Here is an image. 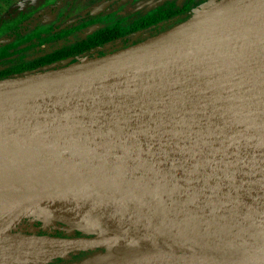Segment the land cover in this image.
<instances>
[{"label":"water","instance_id":"obj_1","mask_svg":"<svg viewBox=\"0 0 264 264\" xmlns=\"http://www.w3.org/2000/svg\"><path fill=\"white\" fill-rule=\"evenodd\" d=\"M203 10L139 44L0 79V216L81 232L66 239L108 236L75 251L105 247L83 264L129 249L173 264H264V13L155 46ZM201 41L212 48L171 75L137 79Z\"/></svg>","mask_w":264,"mask_h":264},{"label":"trees","instance_id":"obj_2","mask_svg":"<svg viewBox=\"0 0 264 264\" xmlns=\"http://www.w3.org/2000/svg\"><path fill=\"white\" fill-rule=\"evenodd\" d=\"M196 1L139 0L132 9L122 15V38L119 42L112 39V36L117 34L114 28L119 26L96 28L87 36L75 33V29H78L75 26L87 24L88 18L79 19L59 31H54L49 22L48 28H13L8 31V28H0V79L59 68L79 58L103 56L139 44L194 16L195 12L185 13V9ZM63 7L62 5L60 8ZM131 15L136 18L132 19ZM57 17L55 15V18ZM88 30L90 32L92 29ZM68 34L74 35L72 41L68 42L63 37ZM17 60L18 63H14ZM8 61L11 62L9 67L4 66ZM28 232L34 233V229L29 228ZM72 234L79 235L81 232L70 229L65 236ZM104 249L105 247H98L79 251L70 258H57L49 264H83L98 258Z\"/></svg>","mask_w":264,"mask_h":264},{"label":"bare ground","instance_id":"obj_3","mask_svg":"<svg viewBox=\"0 0 264 264\" xmlns=\"http://www.w3.org/2000/svg\"><path fill=\"white\" fill-rule=\"evenodd\" d=\"M248 13L250 16L264 13V0H225L223 2H219L203 10L190 22L180 26L166 36L161 37L157 41L158 45L155 46L163 49L168 47L169 50H173L175 46L179 44L181 45L185 41L197 42L200 35L209 31V29H211L212 26H215L219 21L226 20L228 16L246 17L248 16ZM244 27L245 26H242V28ZM255 31L259 30L255 29ZM200 44L201 45H189L187 50L184 49L181 51L182 60L176 52L174 54L175 58L171 56L168 59V63H164L162 60L159 61L158 65L153 63H151V65H145L144 68L139 69L137 72V79H140V77L143 76L146 80L149 77H154L156 80H160L165 76L167 77L168 74L171 75L176 64H178V66L182 65L180 62L185 64L189 57H195L193 55L199 53L200 50L208 48L206 42L201 41ZM211 48L207 50H210ZM207 50L204 51L206 52ZM134 85H137V82H134ZM17 220H20V218L16 213L4 214L0 216V225L7 229ZM105 243H111V239L102 234L99 236H81L66 239L57 236L46 237L34 233L20 234L18 232H4L0 229V262L37 264L38 262L48 261L54 257L57 258L67 252L77 251L78 249L84 247H92ZM99 264L173 263L161 262L152 254L129 249L117 253Z\"/></svg>","mask_w":264,"mask_h":264},{"label":"rangeland","instance_id":"obj_4","mask_svg":"<svg viewBox=\"0 0 264 264\" xmlns=\"http://www.w3.org/2000/svg\"><path fill=\"white\" fill-rule=\"evenodd\" d=\"M102 1L104 0H0V19L1 17L4 16L9 20L13 18V15L15 16V19H13L9 24L7 23L5 25L6 26L5 28H8L7 31L9 29L18 28V27L25 28L26 26H29V25L33 26V24L36 21L37 22L40 21L41 22L40 25L42 27H44L48 22L52 23L53 21H55L54 22L55 25L59 24L61 27H64V26L71 25L74 19L83 17L87 11L92 10L96 6L100 5ZM116 1H120L122 6L124 5V2H126V0H115V2ZM218 1L219 0H197L196 3H192V5L189 8L185 9L186 10L185 13H194V12L197 13L198 11H201L203 9H206L209 6H212L218 3ZM136 2H139V0H134L133 3H136ZM62 5L64 7L60 8ZM17 6H20L21 9L17 10L16 13H11L9 16L7 12L13 10ZM60 10L62 12H60ZM54 15L58 16L57 19H55ZM35 25H38V24L36 23ZM255 26L257 27L259 26L258 28L263 27V25L261 27V24H255L253 27ZM253 27L247 26L246 28H253ZM257 27H255V29H257ZM89 29H92V28H89ZM88 31L89 30L86 29L84 32H88ZM254 32H258V31L254 30ZM237 33H239L238 36L241 35L240 32H237ZM230 50H231V47H230ZM79 60L80 58L75 61H79ZM14 63H18V60L15 61ZM4 64H5L4 66L9 67L11 62L8 61L7 63H4ZM13 226H16V227L13 228ZM29 228L34 229V234L42 235L46 237L57 236V233L60 231L61 232L66 231V233H68L70 229L68 226L52 221L49 218L26 217L24 219L18 220L17 222H15V224L10 225L9 232L29 234L30 233L28 232ZM75 253H76L75 251L67 252L61 257H57V258H70ZM57 258L54 257L48 261H44L40 263L38 262L37 264H49ZM2 263L17 264L15 262L14 263L13 262H0V264Z\"/></svg>","mask_w":264,"mask_h":264},{"label":"flooded vegetation","instance_id":"obj_5","mask_svg":"<svg viewBox=\"0 0 264 264\" xmlns=\"http://www.w3.org/2000/svg\"><path fill=\"white\" fill-rule=\"evenodd\" d=\"M131 0H126V2H124V5L122 6L121 2L120 1H116L115 0H104L100 3V5L96 6L95 8H93L92 10H89L87 11L83 17H80L78 19H74L72 23H74L75 21L79 20V19H87V24H84L82 25L81 27H78L76 26L75 28H78V29H75V33H78L79 35L81 36H87L88 33H92L96 28H108V27H118L119 28H114L115 29V32H117V34L113 35L112 36V39L116 42H119L118 40H120L122 38V15L123 14H126L125 12L130 9V6H131V9L132 7L138 3H133L131 2ZM21 7L20 6H17L15 7L13 10L11 11H8L7 14L10 16L11 13H16L17 10H20ZM55 17V15H54ZM130 17L133 18H136L135 15H131ZM13 19H15V16L13 15V18L11 19H7L6 17H1L0 19V28H5L6 24L10 23ZM57 19V18H55ZM55 21H53L50 25H51V28H53L54 31H59L61 30L62 28L66 27H61L59 24L58 25H55L54 23ZM38 24V25H35V24ZM40 21H36L33 26H26L25 28H48L47 24L42 27L40 25ZM54 23V25H53ZM35 25V26H34ZM18 28H23V27H18ZM88 28H92V30L89 32H84L86 29ZM119 31V32H118ZM95 34H91V36H93ZM74 35H71V34H68V35H65L63 36L65 39L68 40V42L71 40L74 39L73 37ZM18 221V220H17ZM16 221V222H17ZM15 224V223H13ZM12 224V225H13ZM19 224V223H18ZM17 224V225H18ZM16 225V226H17ZM16 226H13V228H15ZM60 231V230H59ZM65 231V230H64ZM60 234V235H63L65 236L66 235V231L65 232H58L57 235ZM74 236H77L78 234H72ZM80 235V234H79Z\"/></svg>","mask_w":264,"mask_h":264}]
</instances>
